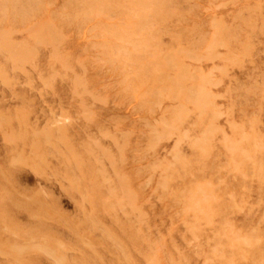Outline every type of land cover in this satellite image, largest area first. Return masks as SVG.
I'll list each match as a JSON object with an SVG mask.
<instances>
[{"label": "rangeland", "instance_id": "obj_1", "mask_svg": "<svg viewBox=\"0 0 264 264\" xmlns=\"http://www.w3.org/2000/svg\"><path fill=\"white\" fill-rule=\"evenodd\" d=\"M0 264H264V0H0Z\"/></svg>", "mask_w": 264, "mask_h": 264}, {"label": "bare ground", "instance_id": "obj_2", "mask_svg": "<svg viewBox=\"0 0 264 264\" xmlns=\"http://www.w3.org/2000/svg\"><path fill=\"white\" fill-rule=\"evenodd\" d=\"M178 84H179V83H178ZM199 92H200V90H199ZM192 95H193V94H192ZM202 95H203V94H202ZM202 98H203V97H202ZM194 100H196V99H194ZM198 100H199V99H198ZM198 100H197V101H198ZM202 106H203V105H202ZM204 108H205V107H204Z\"/></svg>", "mask_w": 264, "mask_h": 264}]
</instances>
